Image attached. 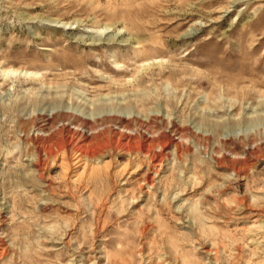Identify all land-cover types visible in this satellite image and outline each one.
Segmentation results:
<instances>
[{"label": "rangeland", "instance_id": "1", "mask_svg": "<svg viewBox=\"0 0 264 264\" xmlns=\"http://www.w3.org/2000/svg\"><path fill=\"white\" fill-rule=\"evenodd\" d=\"M0 264H264V0H0Z\"/></svg>", "mask_w": 264, "mask_h": 264}, {"label": "bare ground", "instance_id": "2", "mask_svg": "<svg viewBox=\"0 0 264 264\" xmlns=\"http://www.w3.org/2000/svg\"><path fill=\"white\" fill-rule=\"evenodd\" d=\"M59 21V20H58ZM68 24V22H66ZM12 71H17V70H12ZM29 74H31V72H29ZM66 146V145H65ZM68 146V145H67ZM63 147V146H62ZM66 149V148H65ZM63 150V149H62Z\"/></svg>", "mask_w": 264, "mask_h": 264}]
</instances>
